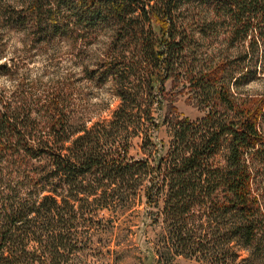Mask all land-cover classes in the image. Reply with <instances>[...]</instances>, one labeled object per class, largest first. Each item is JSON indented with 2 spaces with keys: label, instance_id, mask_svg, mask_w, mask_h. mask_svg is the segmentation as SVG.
Masks as SVG:
<instances>
[{
  "label": "trees",
  "instance_id": "trees-1",
  "mask_svg": "<svg viewBox=\"0 0 264 264\" xmlns=\"http://www.w3.org/2000/svg\"><path fill=\"white\" fill-rule=\"evenodd\" d=\"M0 15L29 21L32 42L66 31L74 57L62 84L28 86L0 43V79L15 83L0 86V264H90V206L135 198L136 264H264V93L240 90L264 61V0H19ZM80 80L117 96L108 119L87 124ZM184 92L202 117L166 114ZM164 124L169 144L156 142Z\"/></svg>",
  "mask_w": 264,
  "mask_h": 264
},
{
  "label": "rangeland",
  "instance_id": "rangeland-1",
  "mask_svg": "<svg viewBox=\"0 0 264 264\" xmlns=\"http://www.w3.org/2000/svg\"><path fill=\"white\" fill-rule=\"evenodd\" d=\"M17 1L19 0H0V8L13 6L14 4L17 5ZM46 1L48 2L50 0ZM4 17L0 15V43L3 46L1 53L6 59L14 57L13 60L19 65V71L26 77V85L29 86L34 82L41 88L48 81L52 83L58 81L57 83L62 84L63 81L68 80V71L71 66H74L72 62L74 57L70 43H68L66 31L63 33H53L47 40H37L34 38L33 42L35 43H33L31 40L32 32H30L32 24L29 21L24 22L22 25L11 16ZM100 33L98 34L99 36L102 34ZM93 44L95 43L87 46L85 48L86 50L84 49L85 52L83 55L85 58L96 55L95 52L98 46ZM246 44L245 42L242 46L246 47ZM263 64V59L258 61V75L251 82L241 87L240 90L243 91V94L264 93ZM75 68L79 71L78 66ZM71 78L69 76V79ZM80 82L89 86V89H86V99L85 93L83 97L78 96L77 99L79 107L87 111V117L90 118H87V124L90 125L96 120L108 119L119 103L117 96L110 90L108 85L96 87V85H90L87 80H80ZM14 84V82L9 80L8 76H3L0 79V86L8 92L13 88ZM172 94V92H167L168 98ZM172 104L175 109L171 108L169 110L167 104L164 105V110L166 114H169L170 118L177 113L180 116H186L194 120L202 117L206 113V109L200 105L199 101L194 97H190L187 92L178 94ZM164 110L162 111L163 113ZM156 137L157 143L162 140L169 144L171 131L168 125H162ZM141 142H144L142 134L140 136H134L130 140L129 155L135 159L146 157ZM156 142L151 144L152 148ZM145 146L148 147L149 144ZM146 183L147 181H144L140 186L138 194L142 192ZM262 186L264 187V182ZM259 190L261 191V189ZM136 200L140 201L139 198H135L133 202L132 199H129L123 208L120 207L121 204L117 200L114 209H100L94 205L90 206L94 212L93 223H87L89 224L87 229L89 232L88 235L91 237L88 244L90 251L93 253L89 257L90 264H94L100 256L112 264H136V255H139L140 252L137 248L139 242L136 239L135 229L138 224L140 211L143 208V204L137 203ZM150 210L152 213L150 214L149 222L151 221V223L147 225V229L140 236L143 240H149L152 243L153 241H157L162 228L155 224L154 221L152 222L153 216L157 214V207H150ZM239 253L241 256L248 255L245 249H240ZM121 254L124 255V258L115 263V257ZM174 262L176 264H205V261L195 255H178L175 257Z\"/></svg>",
  "mask_w": 264,
  "mask_h": 264
}]
</instances>
